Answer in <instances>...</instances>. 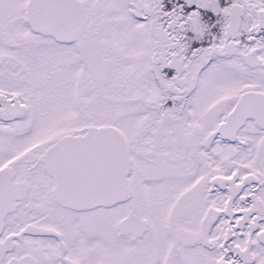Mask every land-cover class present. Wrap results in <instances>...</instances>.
<instances>
[{
	"label": "snow or ice",
	"instance_id": "1",
	"mask_svg": "<svg viewBox=\"0 0 264 264\" xmlns=\"http://www.w3.org/2000/svg\"><path fill=\"white\" fill-rule=\"evenodd\" d=\"M0 264H264V0H0Z\"/></svg>",
	"mask_w": 264,
	"mask_h": 264
}]
</instances>
